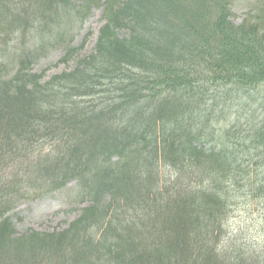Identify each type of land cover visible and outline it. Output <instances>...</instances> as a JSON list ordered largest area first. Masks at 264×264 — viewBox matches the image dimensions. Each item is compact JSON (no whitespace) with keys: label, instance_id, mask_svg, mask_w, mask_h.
<instances>
[{"label":"trees","instance_id":"trees-1","mask_svg":"<svg viewBox=\"0 0 264 264\" xmlns=\"http://www.w3.org/2000/svg\"><path fill=\"white\" fill-rule=\"evenodd\" d=\"M233 1L0 0V264H264V230L230 224L249 199L264 228V0L237 24ZM93 7V52L33 72ZM227 92L247 108L220 122ZM71 181L68 227L17 233L10 210Z\"/></svg>","mask_w":264,"mask_h":264},{"label":"rangeland","instance_id":"rangeland-1","mask_svg":"<svg viewBox=\"0 0 264 264\" xmlns=\"http://www.w3.org/2000/svg\"><path fill=\"white\" fill-rule=\"evenodd\" d=\"M259 0H234L232 4V20L236 23L240 22L248 13L254 15L258 9L254 6ZM104 22L102 15V8H93L91 13L88 14L83 20L79 18L72 20L70 23L64 25L66 30L64 36L51 46H46L42 50L43 55L34 63L33 70L35 72H42L45 70L46 76L53 73H58L63 70L73 68L76 62L83 56L92 52L96 41L97 30ZM63 23V22H62ZM61 23V24H62ZM63 28V24L61 25ZM89 32L87 42L80 48L68 62H60V58L64 54L67 45L78 47L83 37ZM126 32L121 31V35ZM33 44L32 40H28V46ZM248 93L244 94L243 99L237 96L234 92H227L228 101H231L222 109L212 110L209 107L212 118L220 122H224L227 118L236 117L243 114L246 110L245 100ZM263 93L257 94L261 97ZM255 96V99H258ZM257 101L251 105V109L255 106ZM260 110V105L257 106ZM234 117V118H235ZM243 122V121H241ZM243 124V123H242ZM213 139H205L202 145L205 148L212 146ZM165 170L164 173H167ZM72 183H69L70 186ZM239 203L240 207L233 213L232 225H243L247 221L249 225L250 219L258 218V211L253 202L249 199H243ZM83 204L75 201L70 189L63 188L51 192L36 199H27L21 201L14 209L8 212V215L17 231L22 234L30 230L53 231L60 230L67 227L68 223L73 220L80 212Z\"/></svg>","mask_w":264,"mask_h":264}]
</instances>
